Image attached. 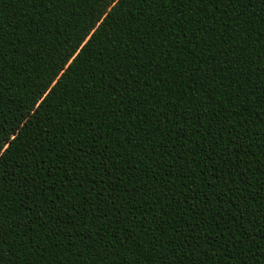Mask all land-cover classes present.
<instances>
[{"label":"snow or ice","instance_id":"1","mask_svg":"<svg viewBox=\"0 0 264 264\" xmlns=\"http://www.w3.org/2000/svg\"><path fill=\"white\" fill-rule=\"evenodd\" d=\"M120 2L110 0L106 4L105 0H101L100 6L103 8ZM152 2L158 4L163 13L165 8L171 9L174 3L178 7L193 4L197 12L201 11V5L213 4L216 11H220L221 4L226 9L232 0ZM237 2L242 3V0ZM252 4L259 6L256 13L259 25L253 29L252 23H249L247 30L239 32L229 28L224 36L225 46L221 50L224 59L217 60L215 66L211 63L213 52L206 51L212 44L211 37L198 34L207 33L209 21H195L198 26L195 30L181 27L184 37L181 44L184 48L192 45L189 52L191 59H185L191 63L195 75L190 77L191 84L186 80L179 84L183 91L172 102L162 98L164 106L154 113L161 117L156 129L160 143L156 147H162L164 152L159 158L170 157L167 169L159 176L154 175L155 169H150V165L157 163L150 157L156 156L157 152L147 154L149 160L145 165L135 150L136 147L148 148V139L136 144L137 138L129 130L121 135L124 144L131 138L135 145L133 150L125 154L116 147L117 141L110 139L109 134L115 136L120 132L119 117L110 125L105 117L112 120V116L108 115L106 109H102L103 115L98 119L93 117L97 119L96 124L92 120L87 122V130L83 129L79 118L75 125L68 121L64 131L54 141L44 143L43 155L37 157H33L38 150L34 147L35 142L26 141L23 136L27 127L35 123L34 117L25 112L23 121L13 125L0 116V264H17L20 257L18 249L26 246L21 243L24 237L39 244L41 233L51 237L57 230L63 232L66 227H71L68 216L61 219V209L68 214L69 208L72 210L70 219L75 225L83 226L82 222L87 220L96 231H110L113 235L121 233V241H131L134 234H140L148 240L152 252L157 254L160 261L171 251L180 261H194V264H213L216 261L219 264L221 256L217 254L221 248L225 252L238 249L242 239L255 234L254 225L261 233L257 243L264 241V223H260L264 222V172L255 177L260 181L259 188L254 193L248 191V172L252 161L258 162L264 157V86L257 89L252 80L246 79L240 71L248 59L245 57L242 60L241 57L249 52L251 44L253 57L258 62L260 72L264 73V0H248V5ZM207 15L212 16V13ZM106 18H110V14ZM165 19V14L156 17L166 29L163 33L166 38L175 31L177 24L184 23L168 19L164 24ZM217 19L212 17L213 22ZM91 31L96 32V29ZM215 48L220 49V46L215 45ZM86 50L82 46L80 55ZM71 55L70 52L65 57L69 72L80 62L78 58L68 59ZM203 69H207V72ZM162 70L152 66L153 74L157 76ZM140 75L137 73L129 80L121 72L112 74V79H109V73L105 72L97 80V83L103 80L100 92L106 97L105 105L117 99L118 87L134 105L141 104L140 85L137 83ZM63 80L64 76L57 77L50 92L41 89L36 97L41 103L33 109L36 116L41 115V109L51 100L55 88ZM160 82L163 83V80ZM152 94L155 95V91ZM143 99L148 100V97ZM126 106L127 102L120 95L117 107L123 109ZM169 108L172 109L170 113ZM112 113L115 115L116 108L112 109ZM121 115L125 113L121 111ZM148 119L150 121L152 117ZM140 126H144L143 120ZM104 128L108 132L102 134ZM176 129L180 130L179 139ZM81 134L84 140L91 137L87 148L81 141ZM255 135L260 137L259 142ZM97 138L103 140V153L92 146L98 142ZM152 139L155 140V137ZM254 147L260 150V156L253 151ZM125 155V164L118 165V160ZM133 156H136L138 165L128 169L127 161ZM160 167L163 168V165ZM130 172H142L146 177L152 175L156 184L152 185L146 180L149 187L140 191L138 196L137 184L129 186L130 181L135 179V175L129 176ZM157 187H161L165 194L153 200L152 193ZM116 188L120 192L113 195ZM169 192L179 198L173 199L167 195ZM76 194L82 199H78ZM257 196L261 199L258 200ZM149 200L152 203L145 209ZM254 204L259 205L255 210ZM153 205L156 206L155 212ZM81 208L86 215H81ZM249 229H252L251 233ZM76 230L79 231L78 228ZM10 237L17 241L15 247ZM87 238V235L81 237ZM159 245H163L162 251H158ZM145 251H141L140 256H144ZM196 257L199 259L195 260ZM227 258V255L223 256V259ZM133 264H139V258Z\"/></svg>","mask_w":264,"mask_h":264},{"label":"trees","instance_id":"2","mask_svg":"<svg viewBox=\"0 0 264 264\" xmlns=\"http://www.w3.org/2000/svg\"><path fill=\"white\" fill-rule=\"evenodd\" d=\"M105 3H110V0H105ZM100 4L101 0H58L55 3L52 0H0V116L13 125L23 121L25 112L34 117L35 123L27 127L23 136L26 141L35 142L34 147L38 150L33 153V157H37L43 155L44 143L54 141L55 137L64 131L68 121L75 125L76 119L79 118L83 129L87 130V122L92 120V123L96 124L99 116L103 115L102 109H106L108 115L112 116V120L105 117V121L110 125L119 117L120 132L115 136L109 134L110 139L117 141L116 147L125 154L133 150L135 145L131 138L124 144L121 135L129 130L136 136V144H140L145 138L148 139V148L136 147L135 150L145 165L149 160L147 154L151 151L157 152L156 156L150 157L157 161L156 165H150V169H155L154 175L159 176L167 169L170 157L159 158L164 152L162 147H156L160 143L156 129L161 123V117L154 113L164 106L161 103L162 98L172 102L183 91L179 84L184 80L191 84L190 77L195 75L191 63L188 62L191 59L189 52L192 45L184 48L181 44L184 39L181 27L195 30L198 27L195 21H209L206 25L207 33L198 34L211 37L212 44L206 51L213 52L211 63L215 66L217 60L224 59L221 50L225 46L224 36L228 29L232 28L237 32L247 30L246 25L249 23H252L254 29L259 25L256 15L259 6H249L248 0H242V3L232 0L226 9L221 4L220 11H216L213 4H207L201 5V11L197 12L193 4L178 7L177 3H174L171 9L165 8L162 13L159 5H154L152 0H121L119 4L103 8ZM209 12L212 16L207 15ZM109 14L110 18H106ZM162 14L166 15L164 24H167L168 19L184 21L182 25L177 24L175 31L167 38L163 34L166 29L156 20V17ZM212 17L219 19L213 22ZM92 29H96V32H92ZM177 33L180 35L177 36ZM215 45H219L220 49L215 48ZM82 46L87 50L81 56ZM252 47L250 44L249 52L243 53L241 57L242 60L245 57L248 59L240 71L241 75L251 79L258 89L264 86V73L260 72L258 62L253 57ZM70 52L72 55L68 59L78 58L80 62L69 72L65 57ZM152 66L157 70L163 68L159 76L153 74ZM203 71L207 72V69ZM105 72L109 73V79H112V74L122 72L129 80L141 73L137 83L140 85L142 103L134 105V102L129 101L127 94L122 93L118 87L117 99L105 105L106 97L100 92L103 80L97 83ZM61 76H64V80L55 88L51 100L41 109V115L36 116L33 109L41 103L36 100L41 89L50 92L57 77ZM50 81L53 83H49ZM46 84L48 87H44ZM154 91L155 95L152 94ZM120 95L127 102L123 109L117 107ZM144 97H148V100H144ZM149 101L153 103L150 104ZM181 107L184 105L181 104ZM113 108H116L115 115L112 113ZM121 111L125 115H121ZM168 111L170 113L172 109L169 108ZM148 117L152 119L149 121ZM141 120L144 122L143 127L140 126ZM187 127L186 125L185 130ZM107 132L108 129L104 128L102 134ZM176 132L179 139L180 130L176 129ZM152 137H155V140ZM254 138L259 142L258 135ZM90 140L91 137L84 140L81 134V141L86 148ZM97 141L92 146L103 153V140L97 138ZM253 151L260 156L258 148L254 147ZM125 159L126 155L118 160V165H124ZM137 165L136 156L127 161L128 169ZM262 172L264 157L258 162L252 161L248 172L249 192L254 193L259 188L260 181L255 177L261 176ZM132 175H135V179L130 181L129 186L137 184L138 196L140 191L149 187V184L145 183L146 180L152 185L156 184L152 175L146 177L142 172H130L129 176ZM161 187H157L152 193L153 200H158L165 194ZM119 192L120 189L116 188L113 195H118ZM167 195L173 199L179 198L170 192ZM76 196L82 199L79 194ZM257 199L261 197L257 196ZM151 203L152 200H149L145 209ZM258 207L259 205L254 204L253 210ZM153 211H156L155 205ZM61 212V219L68 216L72 226L66 227L63 232L57 230L51 237L41 233L39 244L35 240L27 241V237H24L21 243L26 246L18 249L20 257L17 258V264H133L137 258L139 264H194V261L178 260L171 251L160 261L157 254L152 252L148 240L138 233L134 234L131 241H121V233L113 235L110 231H96L87 220L82 222L83 226L73 224L70 219L71 208L68 214H64L63 209ZM81 215H86L83 208ZM148 218L151 219V216ZM253 227L255 234L242 239L238 249L225 252L221 248V252L217 254L221 256L219 264H264V241L257 243L261 233L258 227ZM249 232L251 233L252 229H249ZM86 235V240L81 239ZM10 241L15 247L17 241L11 240V237ZM162 250L163 245H159L158 251ZM141 251H145L144 256H140ZM224 255L229 258L223 259ZM198 259L199 257L195 258ZM213 264L217 262L214 261Z\"/></svg>","mask_w":264,"mask_h":264}]
</instances>
